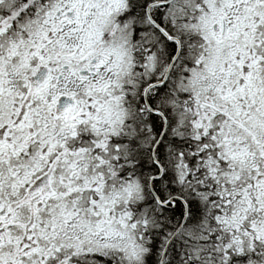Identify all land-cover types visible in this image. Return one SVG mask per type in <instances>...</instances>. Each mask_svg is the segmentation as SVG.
<instances>
[{"label": "snow or ice", "instance_id": "1", "mask_svg": "<svg viewBox=\"0 0 264 264\" xmlns=\"http://www.w3.org/2000/svg\"><path fill=\"white\" fill-rule=\"evenodd\" d=\"M0 264H264V0H0Z\"/></svg>", "mask_w": 264, "mask_h": 264}]
</instances>
